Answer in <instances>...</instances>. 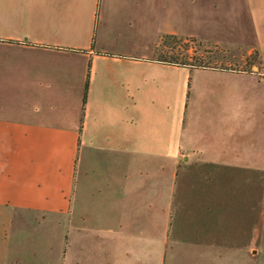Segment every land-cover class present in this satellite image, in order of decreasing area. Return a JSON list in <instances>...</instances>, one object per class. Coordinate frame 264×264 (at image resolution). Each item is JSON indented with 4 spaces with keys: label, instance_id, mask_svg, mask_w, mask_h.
<instances>
[{
    "label": "crops",
    "instance_id": "crops-1",
    "mask_svg": "<svg viewBox=\"0 0 264 264\" xmlns=\"http://www.w3.org/2000/svg\"><path fill=\"white\" fill-rule=\"evenodd\" d=\"M166 35L230 66L163 64ZM173 206L212 221L189 264H264V0H0V264H110V221Z\"/></svg>",
    "mask_w": 264,
    "mask_h": 264
},
{
    "label": "rangeland",
    "instance_id": "rangeland-1",
    "mask_svg": "<svg viewBox=\"0 0 264 264\" xmlns=\"http://www.w3.org/2000/svg\"><path fill=\"white\" fill-rule=\"evenodd\" d=\"M177 52V47L174 51H171V48L163 46V41H161L159 52L155 58L164 60L166 54L170 56L173 53L177 54ZM233 54H237V52L232 51L231 55ZM183 55L198 59V63H192L201 66H230L229 64H225L227 62L226 51L213 47L211 44L203 43L202 46L194 45L187 53L184 52ZM236 63L238 62L232 63L231 67ZM250 63L242 64L240 67L250 68ZM133 170L136 169L133 168ZM138 181V179H133V186H138L136 185ZM133 197L137 198L136 201L140 200L136 194ZM164 197L166 204L171 198L170 191L168 193L165 192ZM173 210L176 212L174 221H110L111 225L114 224L116 235L109 241L110 251H112L109 256V263L162 264L161 241L164 239L166 241V245L164 246V264H189L191 252V245L189 244L193 240L194 234L197 232L204 233L205 229H209L207 222L212 223V221H188L190 216L189 214L188 216L185 215L187 212L183 208L177 207V209H174L173 206ZM202 212L200 211V213ZM263 212L261 211V213ZM260 225L262 227L263 221H260ZM120 226L123 230L122 233L126 234L125 238L117 235L120 232ZM215 228L216 226L214 224L210 227L212 233H216ZM217 229L218 233H221L223 229L224 231L222 233H226L227 235L236 233V227L233 221H220V226ZM207 233H210V230ZM86 244L87 253L89 249H92L94 252H101L103 249H107V243L103 239L97 241V244L93 246L88 237H86ZM98 254L99 257L96 258H93L92 254H85V264H104L105 258L102 257V253Z\"/></svg>",
    "mask_w": 264,
    "mask_h": 264
},
{
    "label": "trees",
    "instance_id": "trees-1",
    "mask_svg": "<svg viewBox=\"0 0 264 264\" xmlns=\"http://www.w3.org/2000/svg\"><path fill=\"white\" fill-rule=\"evenodd\" d=\"M161 41H163V46L170 47L171 51L172 50L174 51V49L176 47L178 48L177 54L173 53L170 56L168 54H166L164 56V60H158L155 58L157 61H159L163 64L183 66V67H187L189 69L216 68V67L201 66L198 64H193L192 62L198 63L199 60L195 59L193 57H188V56L183 55L184 52L187 53L191 49V47L194 45L202 46V43L198 42L194 38L180 39V38H177L175 36L166 35V36H163L161 38ZM159 47H160V44L156 49V54L159 52ZM156 54H155V56H156ZM88 79H89V75L87 76L86 82H85L83 106L85 105V102H86V91H87V87H88Z\"/></svg>",
    "mask_w": 264,
    "mask_h": 264
}]
</instances>
